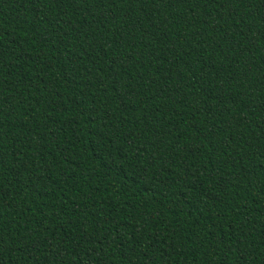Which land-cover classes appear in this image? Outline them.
Returning <instances> with one entry per match:
<instances>
[{
  "label": "trees",
  "instance_id": "obj_1",
  "mask_svg": "<svg viewBox=\"0 0 264 264\" xmlns=\"http://www.w3.org/2000/svg\"><path fill=\"white\" fill-rule=\"evenodd\" d=\"M0 264H264V0H0Z\"/></svg>",
  "mask_w": 264,
  "mask_h": 264
}]
</instances>
